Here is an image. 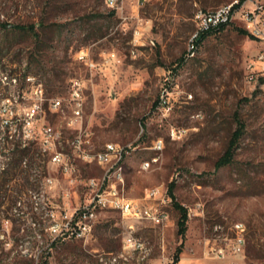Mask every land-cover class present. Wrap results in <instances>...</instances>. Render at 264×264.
<instances>
[{"label":"rangeland","instance_id":"374dc122","mask_svg":"<svg viewBox=\"0 0 264 264\" xmlns=\"http://www.w3.org/2000/svg\"><path fill=\"white\" fill-rule=\"evenodd\" d=\"M227 1L0 0V23L33 24L39 33L36 41L26 32L0 29V47L10 45L8 51L0 50V172L8 164L14 174L0 191V264H93L92 250L120 246L127 220L115 210L99 215L86 243L63 240L56 245H50L45 219L33 217L39 222L33 228L30 217L20 213L30 210L29 191L46 195L54 207L64 191L80 196L83 182L102 173L94 163L73 160L76 172L64 175L42 150L43 125L50 124L63 137L73 134L66 126L68 113L48 106L51 97H65L69 79L79 76L87 79L81 121L91 133L86 142L93 147L128 146L121 158L124 195L143 202L147 190L167 194L173 181L176 203L193 213L187 215L183 238L177 233L179 211L172 202L164 207L168 226L134 221L137 234L152 246L149 264H170L180 242L176 264H264V93L245 79L256 44L237 24H230L204 35L194 54H188L195 11ZM139 24L142 35L134 40ZM81 49L99 65L114 51L119 61L113 73L90 71L77 58ZM31 52L33 59L42 55V64H33L24 78ZM38 84L42 111L27 126L26 112L39 96L34 92ZM235 116L244 122V133L232 162L215 170L214 162L236 128ZM9 122L21 127L26 147L24 155L16 152L10 160L2 155V130ZM171 127L185 132L174 139ZM157 138L164 142L160 153L152 147ZM153 157L142 169L141 163ZM44 176L54 179L46 193ZM237 224L244 229V244L233 252ZM218 248H223V258L215 256Z\"/></svg>","mask_w":264,"mask_h":264},{"label":"built area","instance_id":"2783aa9c","mask_svg":"<svg viewBox=\"0 0 264 264\" xmlns=\"http://www.w3.org/2000/svg\"><path fill=\"white\" fill-rule=\"evenodd\" d=\"M107 1L112 3L113 0ZM194 21L196 29L189 39V55L194 54L196 41L208 30L230 24H237L246 30L256 44V52L245 65V79L253 89L264 93V0H228L214 8H198L194 13ZM140 25L133 31L134 40H138L142 35ZM130 52L135 53L134 49ZM77 58L82 60L90 71L108 70L110 74L113 73L119 61L114 51L107 53L100 65L89 59L84 49L78 51ZM86 88L87 79L80 76L72 77L68 81L65 97L49 99L50 111L68 113L66 126L74 132L70 137H63L61 131L55 130L50 124L43 125L40 129L42 150L50 154L49 161L57 165L64 175L76 172L73 160L98 165L102 170L101 175L88 177L83 182L84 192L80 196L77 194L74 196L68 190L64 191L61 194L60 203L54 207L50 205L51 202L46 195L43 202H36L32 197V191H29L30 210L20 213L27 218L30 217L33 228L39 223L33 217L41 216L43 220L45 219L46 224L43 228L50 234L52 241L55 239L80 240L86 243L93 236V229L99 215L107 210H115L123 220H127L120 246L116 250H92L89 259L93 264H98L96 255H114V252H122L119 264H134L136 252L139 251L141 243V236L137 234L138 227L135 226L134 221H146L153 226L165 225L169 220V214L164 207L172 201L168 193L166 194V190L149 189L142 198L143 202H137L124 195L122 177H118L116 181L108 180L109 169L118 167L128 146L115 143L112 147H93V142H86V135L91 134L81 126ZM34 92L39 96L26 112L27 126L42 111V89H35ZM164 103L165 100L162 101V104ZM184 132L183 128L171 127L169 135L175 139L182 136ZM64 147L68 148V151H65ZM152 147H158V153H160L164 147L162 138H157L156 144H152ZM149 162L151 161L141 163V168L146 169ZM42 182L45 184V193L46 189L54 186L52 177L44 176ZM13 210L16 212L18 209L15 207ZM191 214H193L191 209H188L187 215L190 217ZM5 221L8 222V220ZM235 228L236 235L231 249L233 252H240L244 244V229L239 224L235 225ZM214 253L217 258L224 257L223 248L214 249ZM150 257L144 260V264H149ZM41 264H53V262L46 261Z\"/></svg>","mask_w":264,"mask_h":264},{"label":"trees","instance_id":"16d2710c","mask_svg":"<svg viewBox=\"0 0 264 264\" xmlns=\"http://www.w3.org/2000/svg\"><path fill=\"white\" fill-rule=\"evenodd\" d=\"M223 28H224V26L219 27L217 29H211V30H208V31L202 33L200 38L196 41V47L198 45V41L204 35L209 34V33L218 32V31L222 30ZM0 29L18 30V31L26 32V33L31 34L36 41L39 40V33L35 30L33 24H26V25L13 24V25H11V24L1 22L0 23ZM236 29L241 34L248 35L246 30L243 29L241 26H239V25L236 26ZM9 49H10V45H8V44H3L0 47L1 51H4V50L8 51ZM29 54L30 55H28L26 58L25 67L23 68L22 74H23L24 78L27 77L28 73L32 70L33 64H37L40 66L42 64V55L40 53L35 55L36 56L35 59H33L32 52ZM9 74L12 75L13 73L10 72ZM235 122H236V128L232 131L231 136L227 142L225 150L214 162L215 170H218V169L230 164L233 160V157L235 155V151L238 147L239 140L241 139V137L244 133V122L240 118H238L237 116H235ZM10 123H12V122L7 123L2 130V142L4 144V146L2 147V149H3L2 155L5 158H8V160H10L11 154L19 152V153H22V155H24V152L26 151L25 143L22 142V140L20 138L21 127L19 126L18 128H16V127L12 126V124H10ZM23 161H25V164H26V160H24L22 158L21 162L23 163ZM13 175L14 174H10V169H8V164H7V166L2 165V169L0 172V191L2 188L4 189L5 186H8V182L13 178ZM173 184H174L173 181L169 183L167 192L171 198L173 205L179 211V217L176 221L177 233H178V235H180L183 238L185 231H186L187 211H186L185 207L176 203L175 196L173 195V186H174ZM8 219H9V216L7 218H5V220H8ZM60 242H63V241L59 240V239H55L50 243V245H56V243H60ZM182 244H183V242H180L179 245L175 248L170 264H176L178 262L179 254H180L181 248H182Z\"/></svg>","mask_w":264,"mask_h":264},{"label":"bare ground","instance_id":"6f19581e","mask_svg":"<svg viewBox=\"0 0 264 264\" xmlns=\"http://www.w3.org/2000/svg\"><path fill=\"white\" fill-rule=\"evenodd\" d=\"M36 89H42L41 85L38 84ZM154 144H156V141ZM112 145H114V144L108 143V144H105L104 147H112ZM154 148L158 151V147H154ZM155 160H152L151 162H149L147 168ZM143 163H146V161H144ZM123 176L124 175H123L122 161L119 163V165H118V167H116V169H109V171H108V180L109 181H116L118 179V177H122V180H123ZM32 197H33V199H35L36 202H43V200H44L43 195L39 192H32ZM151 251H152V246L150 245V243L146 240L141 239V243L139 245V251L136 252L135 261L138 264H144V260H147ZM121 259H122V252H114V255H96V262L98 264H119V263H121Z\"/></svg>","mask_w":264,"mask_h":264},{"label":"crops","instance_id":"0c3cea01","mask_svg":"<svg viewBox=\"0 0 264 264\" xmlns=\"http://www.w3.org/2000/svg\"><path fill=\"white\" fill-rule=\"evenodd\" d=\"M170 218H169V220L166 222V224L165 225H163L162 227H166V226H168V224H170Z\"/></svg>","mask_w":264,"mask_h":264}]
</instances>
